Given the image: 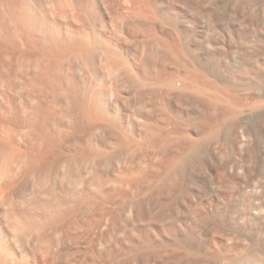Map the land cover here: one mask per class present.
Instances as JSON below:
<instances>
[{
	"label": "rangeland",
	"instance_id": "1",
	"mask_svg": "<svg viewBox=\"0 0 264 264\" xmlns=\"http://www.w3.org/2000/svg\"><path fill=\"white\" fill-rule=\"evenodd\" d=\"M131 3L133 11L128 0H0V55L6 54L5 77L17 83L23 74L38 75L42 68L46 69L48 75L42 82L48 83L47 86L56 83L59 89L55 96L50 89L41 97L35 94L41 103L38 116L49 124L54 123L56 128L59 124L58 128L61 125L60 129H65V135L60 132L65 137L62 135V143L55 144L56 150L79 148L76 147L77 163L69 165L72 170L68 166L61 170L64 174L62 193L45 192L51 186L47 180L38 187L35 195L29 197L34 208L38 205L35 210L40 209L41 213L48 211L47 206L55 205L57 195L67 203L64 201V208L53 216L52 222L33 227L28 232H22L21 228L15 230L11 247L18 258L23 256V264H162L153 256V249L141 242L148 234V238L158 243L155 223L161 219L179 230L178 235L165 234L168 251L175 252L177 258L182 257L172 264L239 262L238 249L222 251L210 240L224 225L239 221L236 216L242 205L237 187L239 179L250 187L264 181V150L254 151L249 146L240 148L236 143L240 138L237 126L229 132V140L233 143V150H230L224 143L225 130L220 125L219 113L208 111L204 105L199 107L198 118L187 116L185 111L191 102L185 97L195 93L191 86L193 74L197 85L214 87L211 93L229 94L235 100L243 96V87L250 79L244 66H251L255 61L244 49L253 34L251 2L131 0ZM69 25L88 32L89 44L95 42L96 48L93 44L83 54L76 49H67L69 45L60 43L57 33L62 37L67 35ZM217 25L225 29V34L216 31ZM238 27L242 31L232 37L231 30ZM55 35L59 42L54 40ZM30 36L44 38L39 39L48 47L43 55L34 54L32 56H37L29 58L26 52L30 49ZM218 36L221 37L220 44L216 45L221 49L219 55L216 54L217 47L213 46ZM8 40L10 43L13 40V45H20V49L26 51L25 57L12 50L13 45ZM86 42L84 44L90 46ZM106 46L115 48V62L105 56ZM73 51L75 53H71ZM203 53L210 55L203 61L205 65L196 61ZM27 58H32L33 62L37 59L40 65L33 67L32 60ZM130 63L131 66L142 64L147 70L140 72L127 66ZM71 65L80 68L75 72L77 87L69 79ZM224 65L229 67L228 70ZM207 69L228 78L230 85L214 79ZM3 83L0 82L2 104L3 94L17 93V89ZM90 85L95 108H105L109 113L118 111V121L126 128L125 137L130 142L123 143L121 139L116 151L125 150L127 158L147 161L145 163L157 167L162 154L160 145L165 138L170 146L177 148L178 156L188 158L187 167L177 170L170 180L158 185L157 177L153 176L150 191L144 193L139 188L133 193L129 191V197L137 203L136 209L146 210L145 218L135 226L122 214L128 199L111 200L109 195V176L116 161L111 156L113 144L107 118L97 119L91 130L72 128L75 100L89 96ZM170 117L175 127L173 134L166 137L162 126ZM258 120L264 122L263 117ZM9 124L20 127L22 123L11 121ZM191 141L201 145L195 153ZM223 162H226L225 170L221 169ZM171 186L174 188L169 203L161 208L158 194L169 191ZM27 187L35 189L30 183ZM70 191L77 193L75 204L69 201ZM214 191L226 199V204L213 202L210 210H205V199L210 194L215 195ZM3 230L5 227L0 225V238L5 236ZM200 239L204 244L196 251L192 244ZM250 264H264V260L255 259Z\"/></svg>",
	"mask_w": 264,
	"mask_h": 264
},
{
	"label": "bare ground",
	"instance_id": "2",
	"mask_svg": "<svg viewBox=\"0 0 264 264\" xmlns=\"http://www.w3.org/2000/svg\"><path fill=\"white\" fill-rule=\"evenodd\" d=\"M250 2L254 10L253 34H251L252 39L250 43L247 46H244V49L251 54L252 58L254 57L255 61L251 66H244V70H247L250 74V79L245 83V87H243V96L235 100L229 94H222V92L211 93L214 87L209 85V92V87L204 85V88L197 85L194 82L195 74H193L191 77V86L195 93L191 96L185 97L188 102H191V104H189L190 106H188L185 111L187 116L192 115V117L194 116L195 118H198L201 114L199 107H204V105L208 111H217L219 113L220 125H222L225 130L224 143L230 150H233V143L229 140V132L235 126L238 127L240 133V138L236 142L240 148L249 146L248 148L254 151H259L260 148L264 150V122L260 123L258 120L260 117L264 118V0H250ZM128 4L131 7V11H133L134 9L131 0H128ZM215 29L218 33L225 32V29L220 25L215 26ZM241 31L242 29L239 27L233 28L231 30V36H238ZM87 33L88 32L83 29L78 27L74 28V26L71 28L69 25V32L67 35L62 37L60 36L61 34H57L60 37V43L69 45V48L67 49L74 51L78 50V53L82 52L81 54H83V52L87 53L89 48L96 44L95 42H92L94 45H90L91 42L87 39ZM27 35L29 36L30 34ZM31 36L28 38L29 43H27L29 44L28 46L30 49L27 50V52L20 49V45H13L15 44L12 43L14 42L13 40L11 42L12 44L8 40V43L13 45V49L10 48L22 55L27 53L29 58L34 54L39 55L40 53V55H43L48 48L41 42L45 38L44 35V38L38 37L41 41L39 39H34ZM58 36L56 39L55 35L54 40L56 39L58 41ZM220 39L221 37L219 36L215 38V45H213L217 47L216 49L218 52H216V54L218 55L220 54L221 49L220 46L216 45L220 44ZM226 40L227 39H225V41ZM83 41H87V44L90 43V46L87 47ZM4 44L6 45L5 42ZM5 45H3L4 48H6ZM71 46H73L72 49H70ZM94 47L96 48V45ZM6 49H8V47ZM74 51L71 53H75ZM115 54H117L115 48L109 46L105 49V56L107 55L106 57L111 59V62L112 60L115 62ZM208 55L203 53L202 56L200 55L197 57L196 61L199 60L204 64L203 61H206ZM35 56H32V58ZM108 58H105L106 62L108 61ZM27 60L31 61L28 58ZM5 61L6 54L2 53L0 55V82H4L3 84L6 82L8 86L17 89V93L3 94L2 101L4 104L0 103V225L5 227V230H3L5 236L0 238V264H23V256L18 258L11 247V245L14 244L13 240L16 236L15 230L21 228L22 232H28L33 227H42L45 223L52 222L53 216L60 214V211L64 208V201L67 203L66 200H63L64 198H60L57 195L54 199L55 205L47 206L48 211L41 213L40 209L37 211L35 210L38 205L34 208L29 198L30 195H35L37 190H39L38 187L47 180L50 182L51 186L49 190H46L45 192L55 194L62 193L64 189L62 176H64V174L62 175L63 172L61 173V170H65V167L67 166V168H70L72 163L73 165L77 163V157L79 156L76 155L78 154L77 146L69 147L67 150L66 148L61 151L56 150L55 144H60L64 140L63 136L65 135V129H60L61 125L58 128L59 124L56 128L54 123L53 125L49 124L43 118L38 116L41 103L37 100L35 94L41 97V95H44L45 92L50 89L51 93L55 96L59 89V86L56 83H49V86H47L46 84L48 83L45 84L42 82L43 77L48 75V71L42 68V71L39 72L38 75L28 76L23 74L17 83L14 81L12 83L3 73ZM31 64L33 67L39 66L40 61H37L36 59V61L33 62L32 60ZM131 65L132 63H130V65L127 64V66ZM131 67L136 68L143 73L147 70L146 66L142 64L136 66L133 65ZM228 68L229 67L224 65L225 70H228ZM78 70H80V68L76 65H71L69 68V79L73 81L76 87L78 85V77L75 72ZM207 70L211 73V76H213L214 79L220 80L226 85H230V80L228 78L221 77L217 73H214V71H211V69ZM22 89H26V91L22 92ZM88 90L90 91V94L86 93L89 95L87 96L88 98L85 97L83 99L75 100V113L72 116V128L78 131L91 130L97 119L102 120L107 118L113 144L111 156L113 160L116 161L115 165L111 168L112 172L109 176V195L111 200H116L118 197L128 199L123 206L122 214L128 217L130 223L135 226L140 220L145 218L146 210L143 208L136 209L137 203L132 196L129 197V191L133 193L135 188H139L144 193L150 191V179L153 176L157 177L158 185L163 183L166 179L170 180L177 170L182 171L187 167L188 158L178 156L177 148L170 146L165 138L162 139L160 145L162 154L159 157L160 160L157 167L145 163L147 161L132 159V157L127 158L128 155H126L125 150L124 152L116 151V145L121 143V139L123 143L130 142V140L125 137L126 128L122 122L118 121V111L113 110L109 113L107 110L105 111V108H102V110L101 108H98V111L95 108L96 103L93 99L94 91L92 85H90ZM91 91L93 92L91 93ZM32 103H35L33 104L34 106ZM36 110H38V112H36ZM11 121L14 123L21 122L22 124L20 127H14L9 124ZM174 127L175 123L173 122V118H168L166 125L162 126V128L165 129L164 132L166 137L173 134ZM60 132H63L64 135ZM87 140L89 141L88 138ZM190 146L193 147V153H195L201 145L199 146L198 143L191 141ZM221 167V169L225 170L226 162H223ZM71 168L70 170H72ZM65 172L67 173V171ZM225 180L228 183L230 182L229 179ZM28 183H30L31 187L35 186V189L28 188ZM205 184L203 183V185ZM203 185L201 188L205 191L206 185ZM212 187L214 186L212 185ZM212 187L210 186V188ZM237 187L240 191V196L242 197V205L236 213L239 221L224 225L221 231L214 235V238L210 240V243L222 251L238 249L239 262L234 264H250L255 259L264 260V181L250 187L244 180L239 179ZM173 188L174 187L171 186L169 191L159 192L158 195L161 196L159 201L162 202V205L160 206L161 208L169 203ZM209 191L210 190L206 192L208 193ZM165 194H167L166 197L163 196ZM69 195H71L69 201L72 204H75L78 198L77 193L73 191V193ZM213 202H217L219 203L218 205L224 206L223 204H226V199L221 194H210L207 196V199H205L203 208H205V210H210ZM140 205L141 203H139V206ZM155 229L157 230L159 237L158 243L151 238H148V234H145L147 236H144L145 238H142L141 240L146 247L153 249V256L162 264H172L175 260L182 258H177V256L174 255L176 254L175 252L170 253L168 251L169 249L166 248L168 243L165 239V234L171 235L173 233V235H178L176 233L179 230H177L175 225L169 226L164 219H161L155 223ZM179 234L181 233L179 232ZM177 238L174 239L177 240ZM186 238H188V236ZM203 244L204 240L200 239L196 240L192 245L196 251H199L202 249ZM151 246L154 248H151ZM189 255L184 256L190 257Z\"/></svg>",
	"mask_w": 264,
	"mask_h": 264
}]
</instances>
